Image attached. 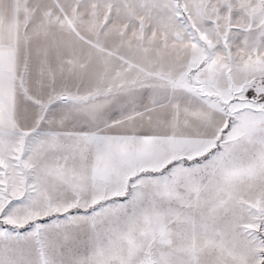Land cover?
Listing matches in <instances>:
<instances>
[{
  "label": "snow or ice",
  "instance_id": "obj_1",
  "mask_svg": "<svg viewBox=\"0 0 264 264\" xmlns=\"http://www.w3.org/2000/svg\"><path fill=\"white\" fill-rule=\"evenodd\" d=\"M0 264H264V0H0Z\"/></svg>",
  "mask_w": 264,
  "mask_h": 264
}]
</instances>
